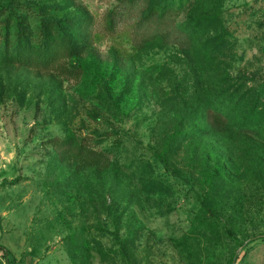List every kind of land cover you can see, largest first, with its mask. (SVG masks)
<instances>
[{
  "label": "rangeland",
  "instance_id": "1",
  "mask_svg": "<svg viewBox=\"0 0 264 264\" xmlns=\"http://www.w3.org/2000/svg\"><path fill=\"white\" fill-rule=\"evenodd\" d=\"M0 8L88 26L50 70L0 65V264H264V0Z\"/></svg>",
  "mask_w": 264,
  "mask_h": 264
},
{
  "label": "trees",
  "instance_id": "2",
  "mask_svg": "<svg viewBox=\"0 0 264 264\" xmlns=\"http://www.w3.org/2000/svg\"><path fill=\"white\" fill-rule=\"evenodd\" d=\"M0 12H3V8H0ZM15 25H7L0 30V65L50 70L60 58L77 57L88 43L85 34L88 26L85 25H77L78 33L75 34L69 28L68 21L62 23L44 18L38 34L26 30L21 24ZM221 118L226 122L225 117L221 115ZM211 133L202 134L205 136ZM238 134L244 136L243 133ZM217 135L222 139L227 136L224 130ZM179 137V140H183L181 135Z\"/></svg>",
  "mask_w": 264,
  "mask_h": 264
}]
</instances>
